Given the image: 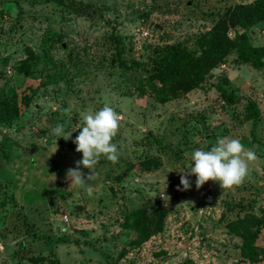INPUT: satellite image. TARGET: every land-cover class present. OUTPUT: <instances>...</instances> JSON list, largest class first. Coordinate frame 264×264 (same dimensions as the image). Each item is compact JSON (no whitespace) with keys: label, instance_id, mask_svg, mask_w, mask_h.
I'll list each match as a JSON object with an SVG mask.
<instances>
[{"label":"rangeland","instance_id":"rangeland-1","mask_svg":"<svg viewBox=\"0 0 264 264\" xmlns=\"http://www.w3.org/2000/svg\"><path fill=\"white\" fill-rule=\"evenodd\" d=\"M68 1L92 8L0 0V101L13 107L14 95L18 109L0 122V199H7L0 205V264H247L228 223L264 212V56L262 68L254 69L229 55L199 88L164 103L135 82L158 48L191 46L227 7L253 0ZM239 30L264 48V18ZM110 34L119 37L122 57L142 68L110 63ZM20 64L28 65L27 74L16 70ZM220 72L227 76L223 86L239 97L235 104H225L211 87ZM244 98L259 110L253 142L242 117ZM106 104L121 117L112 141L121 155L116 163L101 156L89 196L70 186L66 172L82 159L73 143L82 114ZM57 125L65 133L78 129L65 140L53 134ZM223 137L239 139L257 156L244 182L221 189L208 181L197 189L192 175L190 189L177 191L192 153L210 150ZM80 170L87 179L90 170ZM146 200L150 223L160 229L129 247L123 215ZM255 245L254 264H264V226Z\"/></svg>","mask_w":264,"mask_h":264},{"label":"trees","instance_id":"trees-1","mask_svg":"<svg viewBox=\"0 0 264 264\" xmlns=\"http://www.w3.org/2000/svg\"><path fill=\"white\" fill-rule=\"evenodd\" d=\"M42 1L77 12L82 8H92L90 4L79 1ZM263 18L264 3L261 0H253L249 4L227 7L223 13L216 16L208 30L193 39L191 46L187 47L182 43L175 42L158 48L154 57L151 58L148 69H146L147 74L135 82V88L138 90L147 89L156 102L164 103L182 96L194 88H199L204 79L210 75V71L223 64L225 58L229 55H232L234 64H249L254 69L262 68L263 46L252 45L246 31H241L239 28L245 29ZM229 31H232L231 36L228 35ZM107 44L112 49L110 63L125 69L143 67L142 63L133 58L125 60L122 57L123 45L117 35H108ZM28 68V65L25 64L16 66L17 71L26 74L29 72ZM222 83H227V76L225 73L220 72L211 87L217 91L225 104L238 102V95H234L231 90H227ZM10 98L14 103L13 107L7 101H0V122L9 121L18 110L15 107V96L11 95ZM26 101L25 96L20 98L21 104H25ZM242 108V117L248 120L250 124V140L252 142L256 141L254 130L257 125L259 110L249 98H244ZM147 135L149 136V134ZM8 199L15 205V200L11 195ZM6 200L0 199V205L5 204ZM149 203L150 200H146V205L128 210L123 215L121 228L130 236L129 247L139 246L160 229L159 223L154 225L150 223L149 213L152 209L147 208ZM228 226L240 240L238 246L240 258L247 264L257 262L259 252L255 240L259 229L264 226V212L260 216L246 213L230 221ZM123 252H120L119 256Z\"/></svg>","mask_w":264,"mask_h":264},{"label":"clouds","instance_id":"clouds-1","mask_svg":"<svg viewBox=\"0 0 264 264\" xmlns=\"http://www.w3.org/2000/svg\"><path fill=\"white\" fill-rule=\"evenodd\" d=\"M82 119L84 125L79 128L82 130L73 141L76 152L82 153V159L76 162L75 168L67 170L66 178L71 181L70 186L84 189L91 196L92 189L87 185L95 178L94 170L101 156L116 163L121 155L117 144L112 142L119 132L121 117L113 107L106 104L98 111L83 113ZM52 132L57 138L63 137L65 140L70 139L72 135V132L65 133L63 125H57ZM256 159L255 152L245 149L239 139L219 138L210 150L196 149L192 153L191 163L183 171H179L182 188L178 187L177 191L190 189L191 182L188 177L192 175L196 177L197 189L208 181L218 182L221 189H231L244 182L249 174V163ZM81 166L90 170L87 179L85 173L80 170ZM160 196L164 201L169 198L164 192L160 193ZM59 202L57 200V203Z\"/></svg>","mask_w":264,"mask_h":264},{"label":"built area","instance_id":"built-area-1","mask_svg":"<svg viewBox=\"0 0 264 264\" xmlns=\"http://www.w3.org/2000/svg\"><path fill=\"white\" fill-rule=\"evenodd\" d=\"M143 34H146V32H144ZM63 219H64V221H66V220H67L65 216H63Z\"/></svg>","mask_w":264,"mask_h":264}]
</instances>
